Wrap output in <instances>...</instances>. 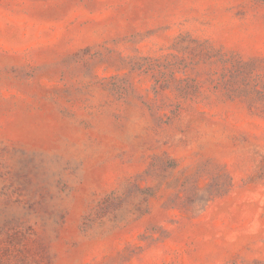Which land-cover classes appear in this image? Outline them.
Instances as JSON below:
<instances>
[{
    "label": "rangeland",
    "instance_id": "rangeland-1",
    "mask_svg": "<svg viewBox=\"0 0 264 264\" xmlns=\"http://www.w3.org/2000/svg\"><path fill=\"white\" fill-rule=\"evenodd\" d=\"M0 264H264V0H0Z\"/></svg>",
    "mask_w": 264,
    "mask_h": 264
}]
</instances>
